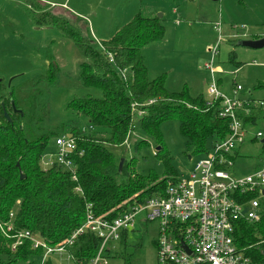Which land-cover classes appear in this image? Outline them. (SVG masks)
<instances>
[{
  "label": "trees",
  "instance_id": "1",
  "mask_svg": "<svg viewBox=\"0 0 264 264\" xmlns=\"http://www.w3.org/2000/svg\"><path fill=\"white\" fill-rule=\"evenodd\" d=\"M29 7L35 25L55 27L75 45L83 58L76 80L89 93L68 99L60 117L52 122L47 94L61 71L55 60L49 57L43 72L21 81L12 80L10 85L0 76V224H12L8 236L0 229V264H23L43 253V248H33L29 239H22L13 250L19 231L28 230L48 245H55L83 224L88 205L95 215L107 213L111 218L128 209L130 202H123L133 195L137 200L163 195L168 178L180 174L170 155L163 151L159 128L162 120H179L180 132L193 154L208 152L209 141H220L229 132V121L217 115L220 99L209 103L206 96H192L187 88L169 91L164 86V75L149 78L142 49L163 38L165 27L159 17L135 14L106 41L96 43L87 28L83 32L77 23L53 13L44 3L35 0ZM233 56L229 60L238 68L241 62ZM149 99L154 102L140 107L144 114L136 117L131 104L142 105ZM261 114L259 108L252 107L249 112L240 111L239 117L251 126ZM134 130H141L161 145L155 155L165 166L163 178L153 172H136L132 159H124L118 169L119 161L108 145L129 140ZM60 134H68L76 141V180L57 165L42 166L43 154ZM255 196L250 193L246 198ZM259 209L257 222L238 220L233 234L237 248L254 264H264L263 195ZM126 235L123 233L120 239L125 242L124 248ZM99 244L95 234L84 231L66 250L75 264H90ZM131 246L136 250L139 244ZM125 254L123 264H131L130 253ZM44 264H51L49 255Z\"/></svg>",
  "mask_w": 264,
  "mask_h": 264
},
{
  "label": "rangeland",
  "instance_id": "2",
  "mask_svg": "<svg viewBox=\"0 0 264 264\" xmlns=\"http://www.w3.org/2000/svg\"><path fill=\"white\" fill-rule=\"evenodd\" d=\"M32 1L35 0H0V76L6 79L16 76L13 80L21 81L43 72L49 57L55 60L61 71L47 94L52 122H55L68 99L89 93L76 80L83 58L75 45L61 36L55 27H39L33 23L29 7ZM36 1L51 7L53 13L64 15L69 22L77 23L83 32L87 28L96 43L106 41L138 12L146 17H159L165 27L163 38L142 49L149 77L154 79L164 75L167 90L177 92L187 88L192 96L202 94L207 97L206 89L210 83V73L205 66L210 61L207 49L220 35L213 65L223 70L237 69L229 60L230 55L241 62L237 74H219L223 89L232 95L228 91L229 83H237L241 87L239 96L252 100L262 113L255 124L247 126L249 135L229 172L241 177L253 171L256 158L262 154L260 141L264 139V46L251 48L241 45V42L255 36L264 37V0ZM62 4H65V9H62ZM77 17L82 20L77 21ZM218 21L216 29L214 25ZM258 84L263 86L258 87ZM159 128L163 151L172 158L177 174L188 173L198 160L212 154L214 143L211 141L207 144L208 152L193 154L175 117L162 120ZM257 130L262 132V137L251 142L249 136L252 137ZM161 145L141 130H134L129 140L117 146L108 145V149L118 161L123 158L130 162L132 159L136 172L142 175L153 172L158 178H163L165 166L155 155ZM140 218L141 215L137 216L134 230L127 232L126 248L123 240L108 243L110 251L106 264H123L126 252L130 253L131 264H157L158 223L141 222ZM135 244H139L136 250L131 246ZM49 258L51 264H75L65 252H53Z\"/></svg>",
  "mask_w": 264,
  "mask_h": 264
},
{
  "label": "built area",
  "instance_id": "3",
  "mask_svg": "<svg viewBox=\"0 0 264 264\" xmlns=\"http://www.w3.org/2000/svg\"><path fill=\"white\" fill-rule=\"evenodd\" d=\"M219 23H215L216 29ZM219 40L220 35L209 48L210 61L205 66L210 73V83L206 92L209 103L221 100L217 115L229 121V132L224 139L214 142L212 154L198 160L188 173L170 176L163 195L157 193L143 200H137L136 195L131 196L123 202H130L128 209L114 217H108L107 213L95 215L88 205L83 224L55 245H48L28 230L19 231L13 250L22 239H29L35 249L43 248L39 257L30 258L24 264H44L46 256L53 252H65L71 258L66 248L84 231L100 239L90 264H106L108 243L120 240L125 232L133 231L139 215L141 222L158 223L157 264H254L237 248L233 234L238 220L253 223L260 219L259 200L264 196V143L261 144L262 154L256 158L250 174L235 177L229 172L237 157L235 151L249 135L239 112H249L257 105L239 96L241 87L237 83L232 87V95L219 89L216 74L222 70L213 65ZM153 102L154 99H149L142 105L132 103L131 111L136 117H141L144 110L140 107ZM261 137L262 132L255 131L251 138L259 140ZM76 151L75 139L68 134H60L43 154L42 166L57 165L76 180L73 162ZM250 193L256 196L246 198ZM0 229L8 236L12 224H0Z\"/></svg>",
  "mask_w": 264,
  "mask_h": 264
},
{
  "label": "crops",
  "instance_id": "4",
  "mask_svg": "<svg viewBox=\"0 0 264 264\" xmlns=\"http://www.w3.org/2000/svg\"><path fill=\"white\" fill-rule=\"evenodd\" d=\"M62 9L65 7V4H62ZM65 9V8H64ZM68 12H70L69 10H67ZM71 13V12H70ZM136 14H140L139 12L138 13H136ZM141 15V14H140ZM135 16V15H134ZM134 16H132V18L134 17ZM144 17H146V16H144ZM131 18V19H132ZM120 27V26H119ZM114 33H112L109 37H111L112 35H113ZM259 38V37H258ZM252 39H257V38H252ZM213 44H210L209 45V47H208V51H209V48L212 46ZM239 68H237V69H234V70H223V69H221L220 68V70H222L221 72H219V73H217L216 74V76H217V79H218V85H219V89L223 92V93H228L227 91H225L224 89H223V80H222V78L219 76V74H224V73H227V74H229V75H235V74H237V72L239 71L238 70ZM148 76H149V72H148ZM150 78V77H149ZM233 78V77H232ZM232 82H235L234 81V79H232ZM221 87V88H220ZM232 87H233V84H230L229 83V92L231 91L232 92ZM228 89V88H227ZM247 100H249V99H247ZM250 101H252V100H250ZM248 127H250V126H248ZM257 131H260V130H257ZM252 138L249 136V140L252 142V140H251ZM260 143L262 144V143H264V139H261V141H260ZM243 145V144H242ZM242 145L241 146H239L238 148H237V150L235 151V155H236V153H237V155H238V152H239V149L242 147ZM239 156V155H238ZM237 156V157H238ZM236 157V158H237Z\"/></svg>",
  "mask_w": 264,
  "mask_h": 264
},
{
  "label": "water",
  "instance_id": "5",
  "mask_svg": "<svg viewBox=\"0 0 264 264\" xmlns=\"http://www.w3.org/2000/svg\"><path fill=\"white\" fill-rule=\"evenodd\" d=\"M241 45L243 46H247V47H251V48H260L264 46V37L263 38H257V39H251V40H246V41H242ZM16 76L10 77L8 79V85H10L11 81L15 78ZM7 119L10 121V119L7 117ZM159 149V147L157 148V150ZM123 161L124 159L121 158L118 162V169L120 170L122 165H123ZM20 178H24L23 174H20ZM183 248H185L186 250H188V248L186 247V245L184 243H182Z\"/></svg>",
  "mask_w": 264,
  "mask_h": 264
}]
</instances>
